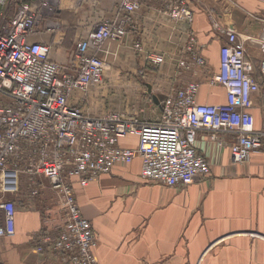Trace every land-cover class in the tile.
<instances>
[{
    "label": "crops",
    "instance_id": "crops-1",
    "mask_svg": "<svg viewBox=\"0 0 264 264\" xmlns=\"http://www.w3.org/2000/svg\"><path fill=\"white\" fill-rule=\"evenodd\" d=\"M185 1L194 13L191 26L167 15V6L177 0H141L126 38L106 41L98 52L104 61L102 81L85 92L75 90L69 103L91 115L114 110L154 123L164 98L189 82L199 85L198 103H223L224 89L210 80L227 39L213 28L214 21L245 39V56L257 76L264 50L249 37L260 34L264 0ZM116 2L60 0V10L43 18L29 41L50 45L51 60L70 65L77 42L114 10ZM17 6L6 9V16ZM189 34L195 36L206 65L191 64L179 72L180 62L190 64ZM135 42L143 52L135 51ZM149 53L163 54L164 63L154 67ZM251 112L258 124L259 95L253 97ZM208 135L198 131L195 146L208 155L210 172L190 185L169 187L143 180L139 158L115 165L86 187L73 181L78 206L98 240L94 253L99 264H264V153L233 163L229 150L217 149ZM136 143L133 136L119 141L123 147ZM41 181L37 197L17 204L15 234L0 238V264H61L52 253L34 250L46 211L58 225L62 222L57 194Z\"/></svg>",
    "mask_w": 264,
    "mask_h": 264
},
{
    "label": "built area",
    "instance_id": "built-area-1",
    "mask_svg": "<svg viewBox=\"0 0 264 264\" xmlns=\"http://www.w3.org/2000/svg\"><path fill=\"white\" fill-rule=\"evenodd\" d=\"M10 1L0 0V238L15 234L17 204L37 197L45 179L59 198L62 222L58 225L46 211L34 250L52 253L61 264H99L94 253L98 241L80 211L73 181L86 187L115 165L139 158L143 180L169 187L190 185L210 172L208 155L195 146L198 131L208 132L217 149H228L233 163L264 153V59L254 75L245 39L235 31L213 22L227 40L210 83L224 89L225 101L198 103L199 85L189 82L164 98L158 121L147 123L114 110L91 115L69 103L75 90L85 92L102 81L104 61L98 52L106 41L126 38L141 0H117L114 10L77 42L70 65L51 60L50 45L29 41L38 23L60 10V0H20L7 17ZM166 13L188 26L194 20L185 0L168 5ZM260 21V34L249 38L264 50V19ZM186 43L190 64L180 62L179 72L191 64L206 65L193 34ZM133 48L143 52L139 42ZM147 59L154 67L165 61L160 53H149ZM256 95L258 124L251 112ZM128 136L136 138L135 147L119 145Z\"/></svg>",
    "mask_w": 264,
    "mask_h": 264
},
{
    "label": "rangeland",
    "instance_id": "rangeland-1",
    "mask_svg": "<svg viewBox=\"0 0 264 264\" xmlns=\"http://www.w3.org/2000/svg\"><path fill=\"white\" fill-rule=\"evenodd\" d=\"M17 4H18V0H11L7 7L8 11L9 9L11 10L14 7V5H17Z\"/></svg>",
    "mask_w": 264,
    "mask_h": 264
},
{
    "label": "trees",
    "instance_id": "trees-1",
    "mask_svg": "<svg viewBox=\"0 0 264 264\" xmlns=\"http://www.w3.org/2000/svg\"><path fill=\"white\" fill-rule=\"evenodd\" d=\"M22 1H24V2H25L26 0H22Z\"/></svg>",
    "mask_w": 264,
    "mask_h": 264
}]
</instances>
